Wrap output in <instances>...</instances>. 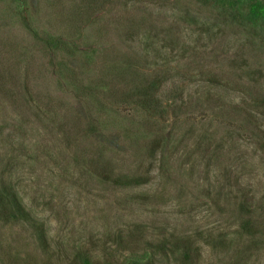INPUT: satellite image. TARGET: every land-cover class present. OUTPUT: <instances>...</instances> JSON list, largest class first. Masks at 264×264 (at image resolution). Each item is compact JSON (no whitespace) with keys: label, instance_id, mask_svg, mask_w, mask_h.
<instances>
[{"label":"trees","instance_id":"16d2710c","mask_svg":"<svg viewBox=\"0 0 264 264\" xmlns=\"http://www.w3.org/2000/svg\"><path fill=\"white\" fill-rule=\"evenodd\" d=\"M169 4L184 9L185 13L175 10L169 13L165 10ZM151 9L158 15H151ZM163 9L165 12H160ZM101 10L114 15L100 32L117 31L128 50L112 47L95 60L94 50H78L74 41L72 45L67 39L55 38L58 47L77 60L73 67L76 97L93 101L98 107L97 116L89 111L82 115L73 109L75 116L70 129L65 130L64 123H60L67 147L73 152V170H82L84 165L115 187L133 188L150 183L164 144L167 121L164 100L183 102L186 87L182 84L203 82L200 88L222 105L224 117L228 115L227 107L230 108L233 116L229 125L237 124V129L228 130L214 145L209 142L199 146L192 166L198 178L203 175L208 196L222 212L230 213L232 220L211 228L195 226L192 230L179 229L177 220L172 232L166 230L169 222L166 227L164 222L157 226L160 229L157 232H149L142 223L127 222L126 228L116 231L113 227L106 228L103 236L94 235L95 239L75 255L66 249L55 250L45 222L25 207L12 181L28 164L25 151L21 154L13 151L4 163L0 150V165L4 164L0 170V217L28 223L37 246L25 263L203 264L201 244L205 243L225 255L222 264H261L264 193L257 197L253 179L264 167V61L248 68H242L240 61L247 47L264 56V0H76L74 27L80 29L81 24ZM211 11L216 13L210 15ZM162 19L168 24L164 25ZM128 41L142 46L130 45ZM221 58L226 60L227 68L212 64ZM118 59L122 64L116 62ZM181 63L185 66H180ZM24 89L25 93L20 91L11 69L0 68V102L4 97L18 106L36 107L43 115L37 117L40 122L47 119L57 123L58 117L49 116L55 112L51 107L61 108L65 102L52 94L34 92L29 72ZM108 110L129 119L148 135L145 158L136 169H120L105 149L94 143L92 147L88 145L100 132V125L109 124L104 117ZM241 112L246 113V122L239 116ZM14 126L5 140L25 144L26 124L18 122ZM208 137L216 139L213 134ZM255 156L260 157L262 166L248 162ZM119 215L126 220L124 213ZM147 247L152 249V255L145 262L118 258L121 252L135 253Z\"/></svg>","mask_w":264,"mask_h":264},{"label":"rangeland","instance_id":"374dc122","mask_svg":"<svg viewBox=\"0 0 264 264\" xmlns=\"http://www.w3.org/2000/svg\"><path fill=\"white\" fill-rule=\"evenodd\" d=\"M75 5L76 0H0V68L14 72L23 93L26 72H29L34 92L52 94L55 99L65 102L60 105L61 108L50 105L55 112L49 116L58 117L57 123L47 119L44 123L40 122L37 117L43 115L36 107L18 106L4 97L0 102L3 161L6 163L13 151L15 154L25 151L28 164L20 176L12 177V181L25 207L45 222L52 248L66 249L75 255L86 247L94 235L103 236L106 228L113 227L115 231L126 228L127 222L142 223L148 226L149 232L159 231L157 226L163 222L165 227L169 222L166 230L172 232L177 220L181 230L228 224L232 220L230 213L222 212L208 196L203 175L198 178V172L192 165L199 146L209 142L214 145L228 130H236L237 124L229 125L233 116L229 113L230 108L227 107L228 115L224 117L222 105L211 99L207 90L200 88L203 82L194 85L184 82L182 86L186 87V96L183 102L164 100L167 109L164 144L158 153L159 165L153 171L150 183L133 188L115 187L92 174L84 165L82 170H73V152L67 147L60 123H64L65 130L70 129L75 109L82 115L89 111L97 116L95 111L98 107L93 101L76 97L73 67H76L77 60L73 54L59 48L55 38L67 39L72 45L74 41L78 50H94L95 60L112 47L128 50L120 42L117 31L100 32L102 25L114 15L113 12L98 11L77 29L73 23ZM165 10L185 13L184 9L174 4H169ZM158 13L150 12L153 16ZM215 13L211 11L210 15ZM162 21L164 25L168 24L165 19ZM242 35L245 33L242 32ZM128 43L142 46L135 41ZM242 53V68L259 66L261 60L264 61V56L250 47ZM116 62L122 64L123 61L118 59ZM212 64L227 68L223 58ZM108 111L104 117L109 124H101L100 132L88 141V145L92 147L94 143L105 149L106 155L113 157L120 169H136L145 158L148 135L129 119ZM239 116L246 122L245 112ZM27 119L31 122L26 123ZM18 122L28 128L25 144H12L5 140ZM210 134L216 139L208 137ZM248 162L260 164V157L255 156ZM3 165H0V170ZM201 170H204V163ZM263 170L264 167H261L253 179L257 197L264 193ZM215 172L218 173V170L215 169ZM121 213L126 215L125 221L120 217ZM32 232L33 228L28 223L1 216L0 262L26 264L24 260L29 258L30 253L36 252L37 247ZM201 245L203 264H222L226 259L223 253L211 246ZM151 250L147 247L135 253L125 251L119 253L118 258L121 261L125 257L145 262L152 255ZM7 253L11 255L6 256ZM261 264H264V256Z\"/></svg>","mask_w":264,"mask_h":264}]
</instances>
